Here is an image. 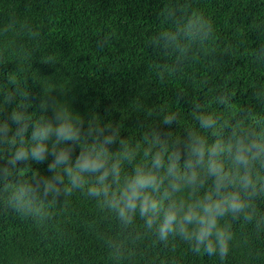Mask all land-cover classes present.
<instances>
[{"label": "clouds", "instance_id": "obj_1", "mask_svg": "<svg viewBox=\"0 0 264 264\" xmlns=\"http://www.w3.org/2000/svg\"><path fill=\"white\" fill-rule=\"evenodd\" d=\"M44 29L38 0H0V213L46 237L79 197L111 224L96 233L105 264H178L180 245L217 264L264 260V16L239 33L241 46L254 37L249 66L260 70L239 101L233 75L222 74L233 43L218 46L214 19L193 0H167L147 43L156 79L179 81L171 106L143 89L103 114L99 100L74 107L75 74L33 67L61 65L42 46ZM111 39L98 35L97 48ZM8 264L41 261L13 253Z\"/></svg>", "mask_w": 264, "mask_h": 264}, {"label": "trees", "instance_id": "obj_2", "mask_svg": "<svg viewBox=\"0 0 264 264\" xmlns=\"http://www.w3.org/2000/svg\"><path fill=\"white\" fill-rule=\"evenodd\" d=\"M166 2L38 0L45 24L42 46L56 55L61 65L34 60L33 67L42 75H51L57 68L65 75L75 74L69 95L80 111L86 112L97 100V110L102 114L113 102L118 107L126 106L135 91L143 89L151 95L149 102L171 106L170 89L179 81L164 83L156 79L153 65L159 60L147 43L158 26L159 12ZM193 7L202 9L214 19L219 47L233 43L235 63L226 66L222 74L230 72L233 75L235 86L240 89L238 100H247L243 90L260 70L253 71L249 66V46L254 43V37H246L247 43L241 46L239 33L254 17L264 16V4L261 0H193ZM108 33L112 34V39L104 49H98V35ZM12 67L14 65L9 63L8 68ZM29 85L39 93L38 85L31 81ZM121 112L128 114L123 108ZM119 115L118 111L113 113L114 118ZM136 120L133 113L126 123ZM33 167L44 169L46 166L34 164ZM98 217L92 204L76 197L70 214L58 218L56 229L41 237L30 220L0 213V264H8L13 253L37 257L41 264H105L104 249L96 233L100 228L110 229L111 224L101 223ZM161 255L168 256L169 252L163 251ZM171 255L178 264H217L213 258L194 255L186 245L178 246ZM230 264H239V257H234ZM259 264H264V260Z\"/></svg>", "mask_w": 264, "mask_h": 264}]
</instances>
